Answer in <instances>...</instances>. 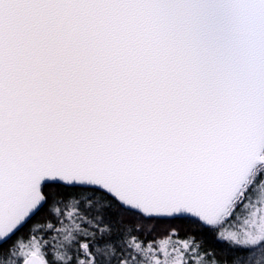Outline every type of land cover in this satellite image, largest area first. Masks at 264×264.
I'll use <instances>...</instances> for the list:
<instances>
[{"label":"snow or ice","instance_id":"obj_1","mask_svg":"<svg viewBox=\"0 0 264 264\" xmlns=\"http://www.w3.org/2000/svg\"><path fill=\"white\" fill-rule=\"evenodd\" d=\"M0 264H264V0H0Z\"/></svg>","mask_w":264,"mask_h":264}]
</instances>
